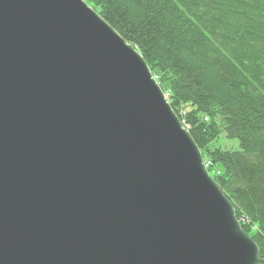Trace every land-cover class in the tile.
<instances>
[{
	"label": "water",
	"instance_id": "water-1",
	"mask_svg": "<svg viewBox=\"0 0 264 264\" xmlns=\"http://www.w3.org/2000/svg\"><path fill=\"white\" fill-rule=\"evenodd\" d=\"M139 52L85 0H0V264H259Z\"/></svg>",
	"mask_w": 264,
	"mask_h": 264
},
{
	"label": "trees",
	"instance_id": "trees-1",
	"mask_svg": "<svg viewBox=\"0 0 264 264\" xmlns=\"http://www.w3.org/2000/svg\"><path fill=\"white\" fill-rule=\"evenodd\" d=\"M85 1L149 66L264 264V0Z\"/></svg>",
	"mask_w": 264,
	"mask_h": 264
},
{
	"label": "rangeland",
	"instance_id": "rangeland-1",
	"mask_svg": "<svg viewBox=\"0 0 264 264\" xmlns=\"http://www.w3.org/2000/svg\"><path fill=\"white\" fill-rule=\"evenodd\" d=\"M213 146L221 147L223 150L226 151H234V152L240 151L239 141L228 139L225 134H223L217 142L213 143Z\"/></svg>",
	"mask_w": 264,
	"mask_h": 264
},
{
	"label": "built area",
	"instance_id": "built-area-1",
	"mask_svg": "<svg viewBox=\"0 0 264 264\" xmlns=\"http://www.w3.org/2000/svg\"><path fill=\"white\" fill-rule=\"evenodd\" d=\"M205 167H206V169L212 168V163L211 162H205Z\"/></svg>",
	"mask_w": 264,
	"mask_h": 264
}]
</instances>
